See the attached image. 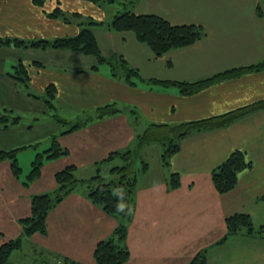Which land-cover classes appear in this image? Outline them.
Instances as JSON below:
<instances>
[{
    "label": "crops",
    "instance_id": "crops-1",
    "mask_svg": "<svg viewBox=\"0 0 264 264\" xmlns=\"http://www.w3.org/2000/svg\"><path fill=\"white\" fill-rule=\"evenodd\" d=\"M57 5L97 20L113 16L112 9L106 12L90 0H45L43 5L34 0H0V35L53 39L78 33L75 19L67 22L49 16ZM133 10L158 14L173 23L201 25L204 34L192 44L156 56L133 31L93 25L103 55L123 56L138 69L143 79L136 77L134 83L115 76L107 62L98 63L95 56L77 50L0 46V53L23 52L19 58L12 57L11 69L6 71L5 59L0 57V111L14 112L19 97L21 103L32 101L51 83L56 86L54 102H69L77 111L92 112L110 102L121 109L59 134L68 154L45 158L40 175L27 184L26 176L13 173L10 160L0 161V240L22 234L20 219L31 213V197L53 191L58 170L74 164L77 177H90L108 154L134 147L150 123L176 124L210 117L264 98L263 69L221 80L192 94L182 93L175 83L152 80L195 81L263 61L264 0H138ZM17 59L23 60L30 74L28 87L10 75ZM19 126L0 130V148L28 144L15 134ZM3 132H8L6 138ZM145 145L139 151L147 167L137 175L135 211L126 236L130 255L124 264H192L199 253L204 254L203 264H264V236L241 231L226 237V218L234 213H248L256 228L264 227V108L226 126L187 135L168 165L160 150L152 164L146 153L151 143ZM237 149L245 151L251 165L239 172L232 190L220 193L212 171ZM174 172L179 174L180 184L170 188ZM46 220L47 232L34 233L26 242L41 246V254L60 255L81 264H95L97 243L110 237L118 223L88 197L84 187L66 194L49 210Z\"/></svg>",
    "mask_w": 264,
    "mask_h": 264
},
{
    "label": "trees",
    "instance_id": "trees-1",
    "mask_svg": "<svg viewBox=\"0 0 264 264\" xmlns=\"http://www.w3.org/2000/svg\"><path fill=\"white\" fill-rule=\"evenodd\" d=\"M44 1L34 0L39 5H43ZM90 1L97 3L103 8L106 5L104 2L114 4L111 8L113 10L112 18L104 21L93 19L92 17H83L82 14L77 12H66L60 5H57L49 11V16L61 17L67 22L75 19L80 26L78 33L75 35L58 36L53 39H24L0 35V46L14 45L20 48H69L77 50L95 56L98 63L107 62L111 66L112 73L115 76L123 77L130 83H134V78L141 77L138 69L129 65L123 56L107 57L103 55L91 28L92 25L105 24L110 29L116 31H133L138 40L148 44L156 56H161L170 49L192 44L204 34L202 26L198 24H178L158 14L135 12L133 7L138 0ZM258 13H263L261 6L258 7ZM262 69L264 70V60L254 64L233 67L195 81L152 80L163 84L175 83L179 86L182 93L192 94L221 80ZM10 75L18 83L25 87L29 86L30 74L22 59L19 60L18 64L16 63L15 71ZM44 94H46L45 101L49 110H56V105L54 104L56 86L52 83L49 84L42 95ZM262 108H264V98L249 105L210 117L182 121L176 124L150 123L138 135V142L134 148L113 151L101 160L103 162L106 161L107 164L116 158L121 161L123 160L120 163H110L109 176L101 173V165H99L101 161L97 163V172L87 178L77 177L76 165L74 164L58 170L55 173L57 183L55 189L51 192L35 194L31 197V213L20 219L23 229L22 234L16 238L0 240V264H11L10 257L12 253L22 248L26 237L34 233H46V219L49 210L61 201L66 194L79 187H84L87 190L88 197L94 203L118 219L113 234L97 243L94 250L95 264H124L130 255L126 236L128 223L135 211L137 175L147 167V162L140 157V148L144 144L155 140H163L164 143H169V146L165 149V153L162 154L163 163L168 165L170 157L180 149L181 140L187 135L196 131L226 126L239 117ZM120 110L116 102H110L99 105L94 111L86 114L85 118L78 117L75 121H70L57 113L53 114V117L57 119V123L61 127L60 134H62L83 127L95 118H101ZM131 112L137 113L136 109H131ZM21 118L19 115L13 116L11 109L0 111V130H6L11 125L20 124ZM57 135L59 136V134H52L51 145L36 153L31 162V168L26 175V184L40 175L45 158H56L68 154V148L60 144ZM40 143L9 149L0 148V161L5 159L10 160L13 173L19 177L22 172V168L18 162L19 151L29 146L36 147ZM139 159L141 164L137 165ZM250 165L251 162L248 160L245 151L240 149L234 150L222 163L213 169L212 181L215 188L220 193L232 190L238 182L239 172ZM179 184V174L176 172L172 173L169 180L170 188H175ZM119 205H123L122 211H118ZM226 223V237L241 231H245L246 234L250 235L264 236V227L256 228L248 213H234L226 218ZM51 257L56 262L60 261V264H81L60 255H53ZM204 261V254L199 253L192 260V264H203Z\"/></svg>",
    "mask_w": 264,
    "mask_h": 264
},
{
    "label": "rangeland",
    "instance_id": "rangeland-1",
    "mask_svg": "<svg viewBox=\"0 0 264 264\" xmlns=\"http://www.w3.org/2000/svg\"><path fill=\"white\" fill-rule=\"evenodd\" d=\"M104 3H106V5L104 6L106 8V12L110 11V9L114 5L108 2ZM95 27L96 26L93 25L91 26L92 29H94ZM14 53L16 54L14 55ZM22 54V50H16L15 52L11 50V54L6 52V50H1L0 57L2 58V61H4L5 59L4 71L11 69L9 63L12 60V57L16 56L17 58H19L20 56H22ZM19 60L20 59H17V64L19 63ZM13 70L14 69H12L11 72H13ZM45 97L46 94H37L32 97V101H25L22 103L20 101L21 97H19L17 100V108H15L14 112L12 111L13 116L19 115L22 117L19 124V130L15 131V134L17 133V136L21 135L20 138H23V141L25 142L29 141L27 145L41 142L40 145L36 147L29 146L25 148V150H23L24 152H20L18 154V162L21 168L23 169L21 172L22 176H26L28 174L31 168V162L34 159L36 152L42 151L44 150V148L51 145L52 134H60L61 127L58 125L57 119L53 117V114L57 113L70 121H75L78 117L85 118L86 114L89 113L77 111L78 108L72 105H68L69 102H64V104H62L57 101L54 102V104L56 105V110L53 109L54 111H51L48 108V105L45 101ZM7 133L8 132H3L2 137L6 138ZM12 133L14 132H11V135ZM148 143H151V145L149 146L150 151L147 150L148 152L146 151V153L149 158H152L150 159V161L153 164L156 161V152L160 150L162 154L165 153V149L169 146V143H164L163 140H155ZM134 147H131V149ZM144 147H147V145H145ZM141 149L143 148L141 147ZM143 152H145V150H143ZM150 154H152V156H150ZM31 155H33L32 158L30 157ZM140 157L142 158V155H140ZM122 161L117 158L112 160L111 162H108L109 164H107L106 161H101L99 163V165H101V173L105 176H109V170L111 168L110 163H120ZM22 163L25 164V169ZM137 163V165L141 164L140 159L137 161ZM34 247L35 249H33ZM40 248L41 246L36 245L33 242H26V240L24 239L22 248L12 253L10 257L11 264H60V261L56 262L53 260V258L50 256V253L48 254V256L47 254H41V251L39 250Z\"/></svg>",
    "mask_w": 264,
    "mask_h": 264
},
{
    "label": "clouds",
    "instance_id": "clouds-1",
    "mask_svg": "<svg viewBox=\"0 0 264 264\" xmlns=\"http://www.w3.org/2000/svg\"><path fill=\"white\" fill-rule=\"evenodd\" d=\"M123 210V205H119L118 206V211H122Z\"/></svg>",
    "mask_w": 264,
    "mask_h": 264
}]
</instances>
